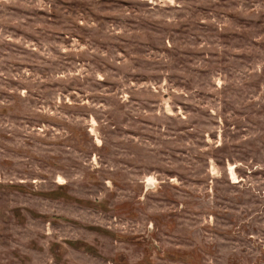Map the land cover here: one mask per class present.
Here are the masks:
<instances>
[{"label":"rangeland","instance_id":"374dc122","mask_svg":"<svg viewBox=\"0 0 264 264\" xmlns=\"http://www.w3.org/2000/svg\"><path fill=\"white\" fill-rule=\"evenodd\" d=\"M0 264H264V0H0Z\"/></svg>","mask_w":264,"mask_h":264}]
</instances>
